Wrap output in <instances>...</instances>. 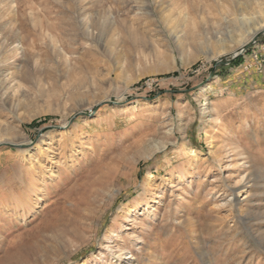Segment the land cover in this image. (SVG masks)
Segmentation results:
<instances>
[{
	"label": "rangeland",
	"instance_id": "1",
	"mask_svg": "<svg viewBox=\"0 0 264 264\" xmlns=\"http://www.w3.org/2000/svg\"><path fill=\"white\" fill-rule=\"evenodd\" d=\"M260 25L264 0H0V264H264V32L227 63Z\"/></svg>",
	"mask_w": 264,
	"mask_h": 264
},
{
	"label": "bare ground",
	"instance_id": "2",
	"mask_svg": "<svg viewBox=\"0 0 264 264\" xmlns=\"http://www.w3.org/2000/svg\"><path fill=\"white\" fill-rule=\"evenodd\" d=\"M263 32H264V25H260L257 29L253 30L252 33H251V39H250V41L245 42L244 44L242 43L243 45L241 46V48H239V50H237L234 53H232V56L235 53L239 52L244 46H246L247 44H249V42H251V40H253L254 38H256L257 35H259L260 33H263ZM261 51H264V49H262ZM151 148H152V150H151ZM149 149L151 150V152H155V154H156V151H159L161 149V147H160L159 144L156 143L155 145L149 147Z\"/></svg>",
	"mask_w": 264,
	"mask_h": 264
},
{
	"label": "water",
	"instance_id": "3",
	"mask_svg": "<svg viewBox=\"0 0 264 264\" xmlns=\"http://www.w3.org/2000/svg\"><path fill=\"white\" fill-rule=\"evenodd\" d=\"M256 38H254L253 40H251V42H249V44H247L246 46H244L239 52L235 53L232 57L231 60H228L227 63H230L236 56H238L240 53H242V51H244L248 46L252 45L253 43H255Z\"/></svg>",
	"mask_w": 264,
	"mask_h": 264
}]
</instances>
